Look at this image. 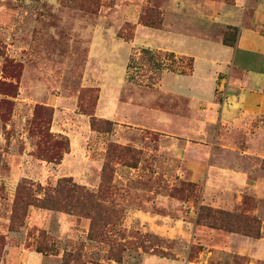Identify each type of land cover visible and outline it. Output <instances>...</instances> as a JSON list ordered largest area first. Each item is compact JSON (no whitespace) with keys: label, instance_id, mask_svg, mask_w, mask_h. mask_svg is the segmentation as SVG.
I'll list each match as a JSON object with an SVG mask.
<instances>
[{"label":"rangeland","instance_id":"rangeland-1","mask_svg":"<svg viewBox=\"0 0 264 264\" xmlns=\"http://www.w3.org/2000/svg\"><path fill=\"white\" fill-rule=\"evenodd\" d=\"M134 1L0 0V264H264V198L217 165L252 181L264 155L239 153L244 126L219 152V109L195 137L150 113H186L158 79L187 59L130 43ZM163 1L140 0L137 21L161 27Z\"/></svg>","mask_w":264,"mask_h":264},{"label":"crops","instance_id":"crops-1","mask_svg":"<svg viewBox=\"0 0 264 264\" xmlns=\"http://www.w3.org/2000/svg\"><path fill=\"white\" fill-rule=\"evenodd\" d=\"M139 1L130 2L126 6L127 21L135 24L134 37L130 43H145L155 50L193 58L190 74L164 70L158 79V82H164L165 74H173L170 84H164L165 93L188 104L185 105V116L183 112H169L154 107L149 108L150 113L169 121L177 120L175 129L186 137H195L199 135L192 133L204 132L207 125L215 121V111L219 109L217 123L221 131L216 134V139L223 147L218 149L219 152L226 155L229 150L233 154L239 150L235 142L236 134L244 126L243 138L252 142L253 146L243 151L240 149L239 153L264 155L262 127L257 126L259 128L253 132L246 128L252 121L257 120V125L264 122V0H164L159 5L162 12L161 27L137 21L135 13ZM231 27L235 29L236 40L233 45H228L222 39L223 33ZM145 30H150L147 32L157 39L158 44L155 45L149 37H137L140 31L143 33ZM102 44L104 47L108 45L104 39ZM100 51L96 53L100 55ZM99 66L102 73H97V76L101 78L104 69L103 65ZM111 66L108 70L111 74L114 70L115 83L120 85L123 77H118L119 70L111 69ZM118 67L123 70V67ZM95 84L99 87L96 114L100 116L103 114H99L98 102L102 91L98 78ZM220 90L223 96L217 101L216 93ZM111 101L115 107L121 103L117 96L112 97ZM103 112L104 116L112 118L108 108ZM192 124H195L194 129ZM217 161V165L221 166L219 171L233 180L249 183L250 187L256 189V194L264 198V177L249 181V177L236 167H227L232 166L227 159L220 158ZM29 264H37V260Z\"/></svg>","mask_w":264,"mask_h":264},{"label":"trees","instance_id":"trees-1","mask_svg":"<svg viewBox=\"0 0 264 264\" xmlns=\"http://www.w3.org/2000/svg\"><path fill=\"white\" fill-rule=\"evenodd\" d=\"M157 23V24H156ZM161 21L159 22V19H157V22L155 23H147L148 26H153V27H160V24ZM146 24V23H144ZM155 24V25H154ZM232 32V34H228ZM228 35H230V38L228 37ZM223 43L225 44H228V45H233L235 43V40H236V32H235V29L234 28H229L223 35ZM166 55V57L168 58H172L174 57V53L173 52H165L164 53ZM186 69H182V70H178L177 73H181V74H190L191 71H192V66H193V58L192 57H186ZM162 62L158 63L159 66H162L161 65ZM170 71H175L174 69L172 68H168ZM60 157L57 156L54 160H58Z\"/></svg>","mask_w":264,"mask_h":264},{"label":"built area","instance_id":"built-area-1","mask_svg":"<svg viewBox=\"0 0 264 264\" xmlns=\"http://www.w3.org/2000/svg\"><path fill=\"white\" fill-rule=\"evenodd\" d=\"M215 264H220V263H215Z\"/></svg>","mask_w":264,"mask_h":264}]
</instances>
